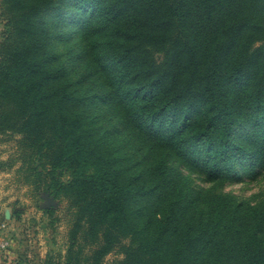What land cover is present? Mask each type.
Returning <instances> with one entry per match:
<instances>
[{
  "label": "trees",
  "instance_id": "1",
  "mask_svg": "<svg viewBox=\"0 0 264 264\" xmlns=\"http://www.w3.org/2000/svg\"><path fill=\"white\" fill-rule=\"evenodd\" d=\"M2 2L0 133L75 209L63 264H264V201L177 168L264 172V0Z\"/></svg>",
  "mask_w": 264,
  "mask_h": 264
},
{
  "label": "rangeland",
  "instance_id": "2",
  "mask_svg": "<svg viewBox=\"0 0 264 264\" xmlns=\"http://www.w3.org/2000/svg\"><path fill=\"white\" fill-rule=\"evenodd\" d=\"M6 28L7 16L0 0V41ZM66 46L62 43L58 48L64 52ZM25 154L19 133H0V162L6 163L0 166V241H7L5 247L0 246V264H63L75 209L67 197L58 196L49 188L52 183L49 168L38 165L36 160L25 162ZM178 165L197 189L233 195L252 204L264 201V172L256 178L221 182L207 180L197 169ZM54 176L62 182L71 178L65 168L57 170ZM49 198L52 201L48 208L45 204ZM123 255L119 247L105 261Z\"/></svg>",
  "mask_w": 264,
  "mask_h": 264
},
{
  "label": "water",
  "instance_id": "3",
  "mask_svg": "<svg viewBox=\"0 0 264 264\" xmlns=\"http://www.w3.org/2000/svg\"><path fill=\"white\" fill-rule=\"evenodd\" d=\"M48 200H49V201H48V203H46V204H45V207H48V208H49V207H50V205H51V204H50V202L52 201V199H51V198H49Z\"/></svg>",
  "mask_w": 264,
  "mask_h": 264
},
{
  "label": "built area",
  "instance_id": "4",
  "mask_svg": "<svg viewBox=\"0 0 264 264\" xmlns=\"http://www.w3.org/2000/svg\"><path fill=\"white\" fill-rule=\"evenodd\" d=\"M6 244H7V241H4V242L0 241V246L5 247Z\"/></svg>",
  "mask_w": 264,
  "mask_h": 264
}]
</instances>
